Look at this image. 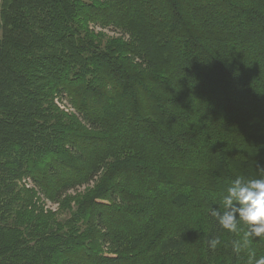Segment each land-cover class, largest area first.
<instances>
[{"label": "trees", "instance_id": "trees-1", "mask_svg": "<svg viewBox=\"0 0 264 264\" xmlns=\"http://www.w3.org/2000/svg\"><path fill=\"white\" fill-rule=\"evenodd\" d=\"M237 176L264 178V0H0V264H255L212 214Z\"/></svg>", "mask_w": 264, "mask_h": 264}, {"label": "clouds", "instance_id": "clouds-1", "mask_svg": "<svg viewBox=\"0 0 264 264\" xmlns=\"http://www.w3.org/2000/svg\"><path fill=\"white\" fill-rule=\"evenodd\" d=\"M221 205L230 211L219 215L212 210V214L218 217L220 226L236 232L238 224L242 222L248 229L245 233V242L248 237L264 236V178L248 179L237 176L226 188ZM254 260L253 255L249 264H253ZM255 264H264V258L256 260Z\"/></svg>", "mask_w": 264, "mask_h": 264}, {"label": "built area", "instance_id": "built-area-1", "mask_svg": "<svg viewBox=\"0 0 264 264\" xmlns=\"http://www.w3.org/2000/svg\"><path fill=\"white\" fill-rule=\"evenodd\" d=\"M54 102L55 104L64 112H67V113H71V112H74V109L73 107L66 101V99L64 98H60V97H55L54 99ZM26 180H24V184L26 187H31L32 183L31 181L29 180V178H25ZM30 185V186H29ZM45 203V202H44ZM50 204H53L52 202H50ZM55 204V203H54ZM50 206L47 205V203H45V208H49ZM51 209V208H49Z\"/></svg>", "mask_w": 264, "mask_h": 264}, {"label": "rangeland", "instance_id": "rangeland-1", "mask_svg": "<svg viewBox=\"0 0 264 264\" xmlns=\"http://www.w3.org/2000/svg\"><path fill=\"white\" fill-rule=\"evenodd\" d=\"M95 30H97V29H95ZM67 101V100H66ZM68 102V101H67ZM24 180H26L24 177L21 179V183L24 185V187L25 188H27V189H31V190H34V192H35V189L34 188H32V186L31 187H26L25 186V184H24ZM32 185V184H31ZM30 186V185H29ZM83 187V186H82ZM81 187V188H82ZM80 188V189H81ZM70 192H72L73 193V191H70ZM36 196H35V199L36 198H38L39 200H41V201H44L45 203H47V205H49L50 207L49 208H51V209H53V210H58V208H59V205L57 204V203H55V204H50V200H48L43 194H40V192L39 191H37L36 190V194H35Z\"/></svg>", "mask_w": 264, "mask_h": 264}]
</instances>
